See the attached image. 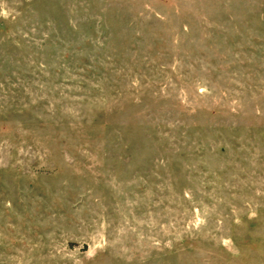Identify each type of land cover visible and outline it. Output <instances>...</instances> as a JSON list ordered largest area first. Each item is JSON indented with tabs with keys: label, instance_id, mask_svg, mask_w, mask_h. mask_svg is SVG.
Segmentation results:
<instances>
[{
	"label": "rangeland",
	"instance_id": "obj_1",
	"mask_svg": "<svg viewBox=\"0 0 264 264\" xmlns=\"http://www.w3.org/2000/svg\"><path fill=\"white\" fill-rule=\"evenodd\" d=\"M0 264H264V0H0Z\"/></svg>",
	"mask_w": 264,
	"mask_h": 264
}]
</instances>
